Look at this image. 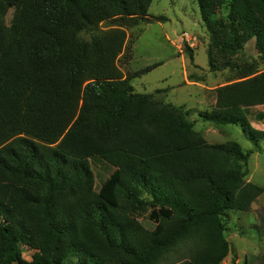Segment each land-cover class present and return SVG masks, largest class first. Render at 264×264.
I'll return each instance as SVG.
<instances>
[{
    "label": "trees",
    "instance_id": "obj_1",
    "mask_svg": "<svg viewBox=\"0 0 264 264\" xmlns=\"http://www.w3.org/2000/svg\"><path fill=\"white\" fill-rule=\"evenodd\" d=\"M152 1L0 0V264H172L178 251V264H221L230 252L228 214L263 193L244 181L250 152L207 143L180 108L135 92L131 80L158 65L126 76L116 65L122 28L150 22ZM195 1L209 71L240 79L198 118L257 146L264 131L248 118L264 105V0H228L220 19ZM248 43L258 57L240 67ZM91 158L114 168L98 189ZM147 211L152 230L137 219Z\"/></svg>",
    "mask_w": 264,
    "mask_h": 264
},
{
    "label": "rangeland",
    "instance_id": "obj_2",
    "mask_svg": "<svg viewBox=\"0 0 264 264\" xmlns=\"http://www.w3.org/2000/svg\"><path fill=\"white\" fill-rule=\"evenodd\" d=\"M228 0H208L206 15L211 19L224 18L227 14ZM10 8L5 21L13 17ZM150 22L122 28L126 39L116 65L124 76L158 65L145 74L133 78L131 84L137 93L149 94L162 104L180 108L186 118L194 123L209 144L236 142L244 151L250 152L245 182L260 186L263 193L252 203L246 212H230L225 224V237L230 252L221 264H264V141L257 146L244 137L241 129L234 125H215L198 118V113L209 110L214 104L215 89L237 82L236 72L228 69L210 72L207 66L206 50L209 36L202 21L195 0H153L148 8ZM163 17L165 21L154 20ZM115 23H102L100 31L116 28ZM91 33L82 32L80 37L90 40ZM192 50L190 62L185 47ZM257 53L251 43L235 56L240 65L257 60ZM264 72V64L258 66V73ZM248 118L252 127L264 131V120L255 116L264 113V105L251 107ZM95 177L96 189L113 172L114 168L100 160H89ZM149 211L137 216L138 221L148 230L154 228L148 218ZM1 220V219H0ZM33 251L22 248L23 259L30 261ZM184 259L181 252L171 255L169 262L178 264ZM168 262V263H169Z\"/></svg>",
    "mask_w": 264,
    "mask_h": 264
}]
</instances>
